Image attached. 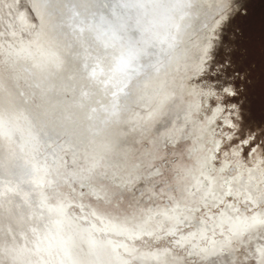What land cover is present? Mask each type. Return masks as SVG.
I'll list each match as a JSON object with an SVG mask.
<instances>
[{
	"label": "bare ground",
	"instance_id": "1",
	"mask_svg": "<svg viewBox=\"0 0 264 264\" xmlns=\"http://www.w3.org/2000/svg\"><path fill=\"white\" fill-rule=\"evenodd\" d=\"M64 4L71 38L65 70L43 81L25 72L30 90L22 85L20 74L6 92H0V112L13 115L21 132L50 145L33 161L21 153L9 156L0 148V264L102 259L91 230L68 229L72 215L79 217L81 229L111 233L109 243L115 251L126 256L143 252V262L132 264L149 260L159 264L154 257L165 250L166 260L180 258L183 264L191 254L224 260L235 239L264 231V163L260 159L251 164L214 163L222 146L216 137L218 121L225 123L226 116L220 103L210 105L215 89L200 83L229 0H64ZM24 25L30 28L28 22ZM13 35L18 47L5 53L17 65L29 67L34 49L19 39L21 33ZM36 43L51 59L43 44ZM5 57L0 53V60ZM117 73L121 82L132 80L146 87L157 79L161 91L179 92L188 119L184 132L190 135L178 140L175 160L184 166L181 175L187 179L168 186L141 182L137 187L147 189L143 195L133 189L135 199L105 208L98 205L94 188L77 182L71 153L86 126L105 117L111 103L106 96L117 95L113 83ZM64 92L70 99L61 106ZM127 100L128 95L120 101L118 97L119 106L123 108ZM140 115L152 119L147 109ZM145 221L151 236L143 235ZM252 252L254 264H264V240Z\"/></svg>",
	"mask_w": 264,
	"mask_h": 264
},
{
	"label": "clouds",
	"instance_id": "2",
	"mask_svg": "<svg viewBox=\"0 0 264 264\" xmlns=\"http://www.w3.org/2000/svg\"><path fill=\"white\" fill-rule=\"evenodd\" d=\"M32 8L35 9L33 34L52 58L43 56L37 46L29 67L9 62L7 57L0 60V92H6L9 84L21 73L26 72L30 78L43 81L60 75L70 62L71 38L66 31L68 18L64 0H32ZM50 9H54V13ZM129 73L134 77L132 69ZM119 74L113 75L117 95L106 109L105 117L98 124L86 126L71 153L72 162L77 167L73 173L77 182L94 188L100 197L98 205L105 208L135 199L133 189L143 195L147 189L137 187L141 182L168 186L187 179L181 175L184 166L175 160L179 152L176 148L178 140L187 139L190 135L184 132L188 119L179 92L174 89L161 91L157 79L146 87H140L132 80L121 82ZM121 93L128 95L123 108L118 102ZM144 109L152 113V119L140 115ZM47 147L50 145L29 136L26 130L21 132L13 115L0 112V148L5 149L9 156L21 153L30 161L39 160L40 153ZM146 225L147 221L141 225L143 235L151 236L152 231ZM67 227L74 233L91 230L102 249V259H84L79 264H132L143 257V254L126 256L124 252L115 251L109 243L110 238H114L111 233L103 230L95 233L89 227L81 229L80 219L75 215L69 217ZM165 256L166 250L154 258L159 264H170Z\"/></svg>",
	"mask_w": 264,
	"mask_h": 264
},
{
	"label": "rangeland",
	"instance_id": "3",
	"mask_svg": "<svg viewBox=\"0 0 264 264\" xmlns=\"http://www.w3.org/2000/svg\"><path fill=\"white\" fill-rule=\"evenodd\" d=\"M31 7L32 0H0V53L9 62H15V59L7 56L5 50L18 47L14 32L21 33L19 39L26 46L32 49L39 46L36 42L40 40L33 34ZM26 22L30 24L28 29L24 25ZM217 33L200 82L204 88L215 89L216 96L210 98V105L215 107L220 103L226 116L227 123L218 121L216 137L222 146L214 163L251 164L259 159V163H264V0H229L226 16ZM21 81L25 89H31L25 73H21ZM227 89L233 93H226ZM115 97L112 93L106 100L110 103ZM118 97L120 101L125 95ZM69 99L70 94L64 92L60 98L61 106H66ZM36 104L40 105L38 101ZM241 238L231 244L224 260L191 254L187 264H254L252 251L255 244L263 242L264 231H254ZM134 253L143 254L141 251ZM135 261L141 263L143 259ZM168 261L183 264L180 258ZM145 262L152 264L150 260Z\"/></svg>",
	"mask_w": 264,
	"mask_h": 264
},
{
	"label": "water",
	"instance_id": "4",
	"mask_svg": "<svg viewBox=\"0 0 264 264\" xmlns=\"http://www.w3.org/2000/svg\"><path fill=\"white\" fill-rule=\"evenodd\" d=\"M31 6V5H30ZM31 10H32V13L35 11V9H33L32 7H31Z\"/></svg>",
	"mask_w": 264,
	"mask_h": 264
}]
</instances>
